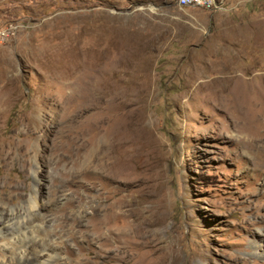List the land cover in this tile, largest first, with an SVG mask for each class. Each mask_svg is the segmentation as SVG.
I'll list each match as a JSON object with an SVG mask.
<instances>
[{
  "label": "rangeland",
  "instance_id": "rangeland-1",
  "mask_svg": "<svg viewBox=\"0 0 264 264\" xmlns=\"http://www.w3.org/2000/svg\"><path fill=\"white\" fill-rule=\"evenodd\" d=\"M219 4L0 0V29L20 27L0 41V146L9 157L0 160V187L27 199L38 160L40 200L50 208L28 232L59 252L77 251L56 264L88 257L78 249L88 246L83 228L95 203L139 226L148 260L264 264L254 253L257 243L264 252V0ZM84 45L108 47L118 85L79 90L70 73ZM226 67L236 80L215 81ZM81 94L84 114L109 121L91 161L75 164L67 130ZM67 203L68 221L57 222ZM4 243L0 258L15 250Z\"/></svg>",
  "mask_w": 264,
  "mask_h": 264
},
{
  "label": "bare ground",
  "instance_id": "bare-ground-1",
  "mask_svg": "<svg viewBox=\"0 0 264 264\" xmlns=\"http://www.w3.org/2000/svg\"><path fill=\"white\" fill-rule=\"evenodd\" d=\"M176 1L181 9H195L188 8L184 2ZM259 28L258 32L262 33L263 40L259 41L260 39L257 34L254 36L259 39V43L262 42L264 44V28ZM0 41H2L1 36ZM86 46L84 45V47ZM102 48L103 49H96L95 46H87V48L81 50L80 48H77V52H74V69L70 74L74 76V81L80 91H97L98 87L102 88V86L105 87V85H118L120 83L119 80L118 82H115L116 80H114L120 76V73L117 70L120 65L117 64L115 69L109 68L111 62L107 52L108 50H106L108 47L106 48L104 46ZM113 66L115 65H112V67ZM221 70L223 71V77L220 76L215 78V81H218L221 84H228L232 80H236V78L231 75V70L229 68L226 67ZM120 72L122 73V71ZM122 79H124V77ZM211 81L214 82L213 80ZM104 89L106 90V88ZM85 100L86 97L81 94L78 98V111L72 118L74 120L72 121V123L74 122L73 130H67L74 137L75 146H73L70 141H67L66 143H68V149L73 150L76 153L77 160L75 161V164L91 161L90 158L94 156L93 151L97 138L100 137L101 132L105 130L103 125L107 124L109 121V117L108 119H105L107 117L103 112L105 118L99 120L94 118V113L87 115L84 114L88 111L86 110L87 107L80 103ZM37 127L41 129L42 125ZM1 134L4 135V133ZM1 138L2 137L0 136V139ZM60 145H62V142ZM4 146H0V160L1 163L6 164V157L8 156H4V153L6 152ZM15 157L23 164L26 163L27 155L24 150H19L18 153L15 154ZM38 165L39 162L37 160L35 167L32 170L33 184L29 190V196L27 199L23 197V194L17 192V188L10 187L11 185L7 182H4L3 186L0 187V238L5 241V246L8 247L9 245H12V247L15 248L13 252H8L6 250L3 251L4 257L0 258V264H56L62 259V255H68L69 257H72L71 259L77 255V251L64 250L62 252L60 250L59 252L58 250H55V248H50L43 243H37L38 241L34 240V236L32 237L29 234L30 231L28 232L29 225H31L34 220H42L44 212L50 208L47 206L48 204H44L40 200L42 183L40 184L41 178L39 179V170L37 171ZM9 181L11 180L9 179ZM27 194L28 192L26 195ZM73 206V204L67 203L66 206L62 208L60 207L61 209L57 211L56 221L61 223L68 221L69 216L66 212L67 209H70V207ZM46 223L51 224L54 222L53 219H51L46 221ZM138 227L139 226H137L135 222L133 223L127 219V215L112 213L108 209L103 210L101 205L95 203L93 206V214L86 219V224L83 228L84 235L82 236V240L83 242H86L88 246L85 249H78L82 254L85 250L88 253V257H86L85 260H79L80 262L77 261L75 264H165L164 262L158 263L155 260H148L151 253L144 250L146 243L141 241V232ZM257 244L254 253L259 256H264V252L260 250L261 246H259V243ZM71 259L68 258V264L71 262Z\"/></svg>",
  "mask_w": 264,
  "mask_h": 264
},
{
  "label": "built area",
  "instance_id": "built-area-1",
  "mask_svg": "<svg viewBox=\"0 0 264 264\" xmlns=\"http://www.w3.org/2000/svg\"><path fill=\"white\" fill-rule=\"evenodd\" d=\"M178 2H184L188 8H195V10L200 9L204 11H214V8L223 7L219 4V0H178ZM19 29L20 27L17 25L0 29L2 41L13 36L15 31H18Z\"/></svg>",
  "mask_w": 264,
  "mask_h": 264
}]
</instances>
